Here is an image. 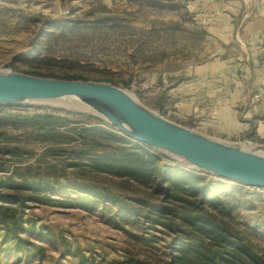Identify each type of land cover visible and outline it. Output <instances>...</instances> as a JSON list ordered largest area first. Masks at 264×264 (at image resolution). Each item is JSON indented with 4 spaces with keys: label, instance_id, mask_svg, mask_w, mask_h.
I'll use <instances>...</instances> for the list:
<instances>
[{
    "label": "rangeland",
    "instance_id": "obj_1",
    "mask_svg": "<svg viewBox=\"0 0 264 264\" xmlns=\"http://www.w3.org/2000/svg\"><path fill=\"white\" fill-rule=\"evenodd\" d=\"M207 10L204 0H0V72L109 84L198 132L208 117H196V103L182 101L175 88L219 53V42L207 33ZM79 114L87 115L53 105L0 104V149L12 152L0 155V264H167L188 239L197 249L185 264H206L218 250L229 254L228 264H264V190L142 144L158 179L174 169L173 181L200 192L177 194L184 203L158 192L156 179L137 184L96 172L88 162L83 172L71 169L66 152L77 145L71 142ZM223 141L251 142L241 136ZM10 179L18 185L9 187ZM40 180L51 183L46 191L21 187ZM147 205H162L168 215L152 224L143 218ZM194 216L227 239L226 249L219 237L197 232Z\"/></svg>",
    "mask_w": 264,
    "mask_h": 264
},
{
    "label": "water",
    "instance_id": "obj_2",
    "mask_svg": "<svg viewBox=\"0 0 264 264\" xmlns=\"http://www.w3.org/2000/svg\"><path fill=\"white\" fill-rule=\"evenodd\" d=\"M69 99L86 108L81 112L103 121L127 139L178 157L220 179L264 189V145L247 149L183 127L147 109L127 91L109 84L0 72L2 105Z\"/></svg>",
    "mask_w": 264,
    "mask_h": 264
},
{
    "label": "crops",
    "instance_id": "obj_3",
    "mask_svg": "<svg viewBox=\"0 0 264 264\" xmlns=\"http://www.w3.org/2000/svg\"><path fill=\"white\" fill-rule=\"evenodd\" d=\"M204 1L207 33L219 42V53L175 89L182 101L196 103V117H208L199 133L262 145L264 107L253 106L251 97L264 84V0Z\"/></svg>",
    "mask_w": 264,
    "mask_h": 264
},
{
    "label": "trees",
    "instance_id": "obj_4",
    "mask_svg": "<svg viewBox=\"0 0 264 264\" xmlns=\"http://www.w3.org/2000/svg\"><path fill=\"white\" fill-rule=\"evenodd\" d=\"M64 80H78L73 77H67ZM78 117L82 119V121L75 122V128L72 129L74 132L73 140L71 143L77 144L72 148H69L67 153L68 160L70 163L68 164L69 168L74 169L76 171L83 172V162L91 163L96 172L108 174L117 178H125L128 181L137 184H146L150 179L157 180L155 186L157 187L158 192H162L165 195L169 196L172 199H176V201H185L182 198H177V194L187 195L188 193L192 196H195L200 192L201 189L193 190L190 185L184 184L179 180H174L176 174L172 172L174 169H169L167 172H162L161 179H158L159 171L157 172L156 168L152 167L154 157L149 155L148 148L142 146L141 144L134 142L130 139H127L123 135L119 134L117 130L105 124L103 121L90 116V115H81ZM113 143L122 148L109 152L106 150V143ZM101 150H98V149ZM12 152L0 149V155H10ZM149 157V158H148ZM147 159V160H145ZM0 172H5L0 169ZM181 179H184L181 177ZM9 187L17 186L14 181L11 179L8 181ZM48 180L38 181V183L33 184L32 186L27 185L25 182L21 187H28L25 189L31 190L33 192H42L46 191L48 185ZM59 177H56L54 180V185H59ZM53 185V184H52ZM20 187V186H19ZM73 190L78 191L84 195L106 201V197L103 196V193L97 191H91L85 185L72 184L71 188ZM156 190V191H157ZM180 199V200H179ZM148 209L143 215V218L152 223L158 224L161 223L158 220V216H166L167 208L162 205H147ZM174 217V216H173ZM181 217H185L184 214ZM193 220L196 222L200 220L199 224L196 225V230L198 233L202 235H211L212 237H219L220 240V249H226L227 239L218 235L215 231L214 226L205 225V223L201 219L197 217H193ZM173 222V221H172ZM166 229L176 235L177 231L171 228V224H162ZM193 227L195 224H192ZM212 225V224H211ZM173 244V243H172ZM177 251V256L173 255L170 261L167 264H185L187 255L191 254L193 251H196L197 245L194 242L185 240L183 242H179ZM223 245V246H222ZM229 256V254L227 255ZM224 254L218 250L216 253L211 255L208 258V263L206 264H228L231 263L230 258H227Z\"/></svg>",
    "mask_w": 264,
    "mask_h": 264
},
{
    "label": "bare ground",
    "instance_id": "obj_5",
    "mask_svg": "<svg viewBox=\"0 0 264 264\" xmlns=\"http://www.w3.org/2000/svg\"><path fill=\"white\" fill-rule=\"evenodd\" d=\"M30 104H43V105H53V106H66L69 108H73L74 110H83L86 108L82 107L77 101L69 99L68 101H53V102H30ZM240 145V144H239ZM256 146L255 144H252L250 142L241 144V147L247 148V149H251L252 147ZM178 158V157H175ZM180 159V158H179Z\"/></svg>",
    "mask_w": 264,
    "mask_h": 264
},
{
    "label": "built area",
    "instance_id": "obj_6",
    "mask_svg": "<svg viewBox=\"0 0 264 264\" xmlns=\"http://www.w3.org/2000/svg\"><path fill=\"white\" fill-rule=\"evenodd\" d=\"M251 103L253 106L264 107V84H261L255 88L251 97Z\"/></svg>",
    "mask_w": 264,
    "mask_h": 264
}]
</instances>
